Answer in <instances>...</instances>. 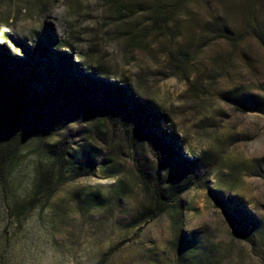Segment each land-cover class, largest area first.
<instances>
[{
  "label": "rangeland",
  "instance_id": "obj_1",
  "mask_svg": "<svg viewBox=\"0 0 264 264\" xmlns=\"http://www.w3.org/2000/svg\"><path fill=\"white\" fill-rule=\"evenodd\" d=\"M250 5L188 0L174 37L126 52L102 0H0L1 73L34 97L0 264H264V49L222 34Z\"/></svg>",
  "mask_w": 264,
  "mask_h": 264
},
{
  "label": "trees",
  "instance_id": "obj_2",
  "mask_svg": "<svg viewBox=\"0 0 264 264\" xmlns=\"http://www.w3.org/2000/svg\"><path fill=\"white\" fill-rule=\"evenodd\" d=\"M108 16L115 25V33L121 40L124 51L136 49L150 50V39L153 37L175 36L173 25L181 15V10L188 0H102ZM264 9V0H251L248 13L244 19L243 31L235 37L224 34L225 39L236 41L252 36L264 49V26L260 11ZM176 38V37H175ZM167 64L174 76L185 75L187 66L193 60V54L186 49H178L167 56ZM0 67V180L4 181L8 164L16 153L27 128L31 124L29 113L34 97L25 83L24 77L2 75ZM10 74V73H7ZM140 79V78H139ZM144 78L139 80L143 82ZM61 87L66 83L62 78ZM35 104V103H34ZM132 128L127 133L128 145L135 142V125L130 114L122 112ZM106 116L100 124L107 125ZM128 123H126L125 127ZM126 129V128H125ZM124 130V129H123ZM124 132V131H122ZM125 133V132H124ZM146 178L145 175H142ZM159 194L158 191H156Z\"/></svg>",
  "mask_w": 264,
  "mask_h": 264
}]
</instances>
